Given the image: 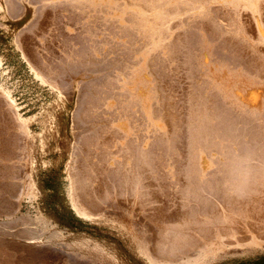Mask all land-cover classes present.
I'll use <instances>...</instances> for the list:
<instances>
[{
	"label": "bare ground",
	"instance_id": "1",
	"mask_svg": "<svg viewBox=\"0 0 264 264\" xmlns=\"http://www.w3.org/2000/svg\"><path fill=\"white\" fill-rule=\"evenodd\" d=\"M97 24L103 34L107 32L114 38L120 33L122 41L126 37L123 42L128 46L122 42L121 46L127 48L123 47L135 59L130 63L126 58L133 59L124 54L127 57L123 59L135 65L125 62L123 65L127 64L128 71L120 69V72L124 70L123 74L116 71L118 77L114 70L124 67L119 65L121 61L119 64L117 61L122 56H115L118 58L114 60L115 65L114 61L108 64V53L114 51L116 55L115 51L119 49L110 51L115 47L110 50L112 45L106 47L112 43L108 35L102 37L104 40L99 37L102 45L96 42L99 35L96 33ZM113 27L116 30L114 37ZM0 29L5 38V48L0 53V73L4 77L0 83V264L217 263L229 248L223 238L230 227L226 231L214 228V223H206L208 218L212 222L214 216L199 211L193 222L195 215L189 209L187 212L193 216L191 225L188 224V214L183 215L186 210L181 211L185 220H180V212L175 215L180 221L176 223V217L172 223L173 215L171 218L162 216L159 212L162 206L157 200L151 204L155 192L152 194L150 190L147 195L152 194V197L147 196L144 188H140L141 184H137L142 183L146 175L155 178L159 175L158 180L161 175L168 176L166 178L171 177L172 181L173 178H230L227 184L230 188L227 189L237 191L234 188L239 186L240 191L245 189L249 178H264V0H0ZM109 29H112L111 33ZM49 31L52 33L47 34ZM83 33L82 50L65 48L68 54L74 52V56L70 54L67 58L66 54L60 57L61 60L53 55L56 59L52 61L59 59L56 64L48 60L46 55L55 47H61L62 41L56 40L57 37L63 39ZM45 34L49 35L47 39L52 34V39L46 40ZM63 40L67 42V39ZM102 48L106 52L95 58ZM63 49L61 47L60 53ZM9 53L24 66L29 88L35 92L36 100L30 114L14 96L12 86L18 85L19 80L13 84L7 82L13 69L10 63H6ZM104 57L108 60L105 61ZM62 63L59 68L57 64ZM112 66V70L116 66L113 72ZM110 72L117 80L114 81ZM175 76L178 78L175 84L179 80L185 83L183 93H179L183 96L177 100V91L172 84L177 79ZM110 77L117 84L108 83ZM107 83L111 86L109 89L117 85L114 88L120 94L104 90ZM108 90L120 100L124 97L127 106L135 107L132 111L138 108L140 116H135L140 122L133 117L136 110L129 113L131 108L128 106L127 111L126 105L120 109L121 106H117L123 102L117 96L112 99L111 93L110 96L102 93ZM101 93L103 97L107 95V99L112 97L113 101L109 100L111 104L107 102L106 105V99L100 107L103 103L109 107L112 105L111 108L117 105L113 110L120 109L117 111L119 117H127L126 111L130 114L127 119L123 117L125 120L121 117L123 121L117 118V112V116L108 114V109L103 115L115 116L117 120L110 119L119 120L115 128L121 129L125 135L118 132L121 136L116 138L121 140L123 137L126 144H122L123 149L129 157L131 148L137 150L136 158L133 157L135 154L131 157L136 161L130 160L137 163L130 166L140 168L143 179L140 174L131 176L128 166L130 172L125 170L127 164L124 163L128 158L122 159L124 154L120 156L124 151H120L121 158L118 156L117 161V156H112V162L108 155L111 146H107L109 153L104 148L98 149L99 146L106 147L108 139L109 145L113 144L112 136L106 135L110 132H107V125L112 122L107 124L108 116L102 122L100 113V118L96 119L101 120L100 124L94 119L98 116L97 112L94 114L95 109L92 112L95 99L103 100ZM114 101L121 104H114ZM114 123L108 129L113 128ZM111 134L117 136V132ZM124 136L127 142H124ZM129 138L135 139V143ZM130 141L136 146L130 147ZM120 142L118 146H112L119 149ZM96 150L99 153L104 151L101 155H96L98 152L94 155ZM113 153L116 155V150L111 151V155ZM92 154L100 158L93 160ZM112 163V167L124 169V177L112 174L115 171L111 169ZM122 169L119 172H123ZM125 171L127 175L130 173L128 178L132 177L131 180L126 178ZM136 175L141 182L140 179L135 182ZM111 176L122 183L115 178L116 183L113 182ZM51 177L61 179L67 202L79 219L102 233L114 232L116 241L69 225L63 230L57 214L41 207V201L49 192L42 178ZM129 181L136 185L132 183L134 186L128 187L131 185ZM191 187L190 191L195 186ZM130 188L132 193L135 189L138 192L135 195L128 193ZM25 201L32 205L36 203L37 211L27 209L22 212ZM190 211L196 213L193 208ZM203 213L208 218H201ZM203 217L206 222L201 221ZM215 218L217 225L219 221ZM199 221L207 226H199ZM219 224L218 227L222 226ZM239 240L237 244L241 242ZM249 241L252 248L259 245L258 238Z\"/></svg>",
	"mask_w": 264,
	"mask_h": 264
},
{
	"label": "rangeland",
	"instance_id": "2",
	"mask_svg": "<svg viewBox=\"0 0 264 264\" xmlns=\"http://www.w3.org/2000/svg\"><path fill=\"white\" fill-rule=\"evenodd\" d=\"M100 20V19H99ZM98 20V21H99ZM99 25H100V23L99 22H97ZM97 24V27H98V32H96L97 34H99V35H97L96 37H97V39L95 38V36L94 35H92L94 38V40L96 39V42L98 43V44H101V42H103V41H100V40H104V38L108 35L107 34V32H105L104 34L102 33V31H101V29L99 28L100 26ZM103 26V25H102ZM111 26V25H110ZM113 26H114V24H113ZM115 27V26H114ZM114 27H113V32H112V29H109V31H110V33L112 32L113 33V37L115 36V34L116 33H114L116 30L114 29ZM101 28H103V27H101ZM116 28V27H115ZM99 29H100V31H99ZM117 29V28H116ZM117 31H119V30H117ZM51 31H49L47 34H49ZM52 33V32H51ZM95 33V34H96ZM103 34V35H102ZM106 34V35H105ZM83 35V36H82ZM111 34H109L108 36L109 37H111V39H112V43H110V44H108L107 42V39H105L106 40V43L108 44L107 46H106V44H105V46L106 47H110L111 45V47L109 48V50L112 48V47H115V48H112L110 51H113V49H115L116 50V48L117 49H119V50H116L115 51V53H116V55L114 54V51H113V53H111V54H109L108 53V51H107V53H108V56L106 55V54H104V55H106V57H108V59H106V57H104L105 59V61H107L108 60V64H110V62H113L114 60H117L118 58H116L115 56H117V55H119V56H117V57H120V56H122V57H120V60L118 59L117 61H118V64H119V61H121V63L119 64L120 66L121 65H123V64H125V59H123V57L125 58V57H127V55H129L130 53H129V51L128 50H125V49H127V48H125V47H127L128 45H126V42H123L125 39H126V37L124 38V37H122V39H123V41L120 39L121 38V36H123V35H120V33H119V35L117 34V36H118V38H116L117 36H115L114 38H112V35L110 36ZM47 36H49V35H47ZM47 36H46V34H45V39L46 40H48L47 39ZM77 35H75L74 37H67V38H63V39H67L66 41L67 42H65V40H63L62 39V37H61V39H60V36L59 37H57L56 38V40L58 39L59 40V42H61L62 41V43H60L61 44V47H62V49L63 50H61L62 52L60 53V49H61V47L60 48H54L53 49V52L50 54V52H49V54H47L46 55V57L48 58V60L50 59L51 61L52 60H54V59H56L57 57L59 58V59H61L60 57L62 56V58H63V56L65 57L66 56V54H68V49H69V51L72 49V48H75L74 50H76V49H81L82 50V47H81V45H83V39H84V33L83 34H81V35H78L77 37H76ZM88 36V35H87ZM87 36H86V38H87ZM51 38L49 39V40H51L52 39V34H51V36H50ZM79 37V38H78ZM83 39H82V38ZM99 37H104V38H102V39H100ZM69 38V39H68ZM72 38V39H71ZM75 38H78V39H75ZM74 39V40H73ZM111 39H109L108 38V40H111ZM120 39V40H119ZM45 40V41H46ZM48 40V41H49ZM61 40V41H60ZM73 40V41H72ZM76 40V41H75ZM81 40V41H80ZM116 40V41H115ZM70 41V42H69ZM72 42V43H71ZM82 42V43H81ZM121 42L124 44V46H121V45H123V44H121ZM74 43V45L72 46V44ZM77 43V44H76ZM128 44V43H127ZM63 45V46H62ZM66 45V46H65ZM67 45H69L70 47H68ZM102 45V44H101ZM101 45H99V47L101 46ZM119 45V46H118ZM65 46V47H64ZM75 46V47H74ZM118 46V47H117ZM121 46V47H120ZM78 47V48H77ZM106 47L104 48V50H106ZM125 49H124V48ZM5 48V38L2 36V31H1V29H0V53H2L3 52V49ZM65 48H67V50H65ZM56 49V50H55ZM101 49V48H100ZM108 49V48H107ZM123 49V51H121ZM74 50H72V51H74ZM103 50V48H102V50H99L100 51V53H99V51H98V55L96 54V57L95 58H97V56H99V55H103V53H105L106 51H104ZM63 51H65V52H63ZM121 51V53H119V52ZM128 51V52H127ZM43 52H45L44 54H46V51H43ZM101 52H102V54H101ZM125 52H127V53H125ZM56 53V54H55ZM72 53H74V52H72ZM71 52L67 55V58L70 56V54H72ZM42 55H43V53H41ZM57 54H59V55H57ZM86 54V53H85ZM121 54V55H120ZM124 54H127V55H125L124 56ZM56 57H54V56ZM110 55H112V56H110ZM131 55V54H130ZM129 55V57H131V59H133V60H131L130 61V58H126V59H128L129 60V62L131 63V62H134L135 61V59H134V57H133V55L132 56H130ZM45 56V55H44ZM72 56H74L73 54H72ZM71 56V57H72ZM85 56H87V54L85 55ZM114 56V57H113ZM50 57V58H49ZM84 57V56H83ZM91 56H88L87 58H90ZM110 57H111V59H110ZM114 59H113V58ZM133 57V58H132ZM52 58V59H51ZM54 58V59H53ZM67 58H64V59H67ZM85 58V57H84ZM83 58V59H84ZM86 58V59H87ZM99 58H100V56H99ZM58 59V60H59ZM103 59V58H102ZM113 59V60H112ZM121 59H123V60H121ZM57 60V61H58ZM62 60V59H61ZM61 60L59 61V62H61ZM111 60V61H110ZM56 61V60H55ZM56 61V62H57ZM64 61H66V60H63V62ZM68 61V60H67ZM10 63V65L12 66V71H11V73H10V75H9V78H8V80H7V82H8V84H13V82L15 81V80H19L18 81V85H16V84H14L12 87L14 88V96H15V98H16V100H17V102L18 103H20V104H23V106H26V108H25V111H27V110H29L28 111V114H30L31 113V107H33L32 106V104H33V102L36 100L35 99V92H33L34 90L33 89H31V88H29L30 87V82H29V77H28V75H27V73H26V71H25V68H24V66H22V65H20L19 63H17V60H16V57L15 56H13V54H11V53H9L8 54V56H7V60H6V63ZM53 62V64H56V62H54V61H52ZM51 62V63H52ZM58 62V63H59ZM127 64H128V61L126 62ZM128 64V65H131V66H133V65H135L134 63H132V64ZM127 64L122 68V66L121 67H118L119 69L117 70H114L115 68H116V66H115V68L113 69L115 72V74H116V76L118 75V72L116 73V71H119L120 72V69H125L126 71H128L127 69ZM58 65V67H59V65H60V67L61 66H63V63H62V65L61 64H57ZM114 65H115V61H114ZM5 66V65H4ZM57 67V66H56ZM59 67V68H60ZM72 67H74V66H72ZM71 67V68H72ZM110 67V66H109ZM126 67V68H125ZM112 68H113V66L111 67V70H112ZM113 70L111 71V72H113ZM122 71H124V70H121V74H123L122 73ZM110 72V73H111ZM113 76V79L115 78L114 76V74L113 73H111ZM112 77H110L109 79H107L108 80V83L110 82V81H112ZM118 77V76H117ZM116 77V78H117ZM177 77L175 76L174 77V79H176ZM111 79V80H110ZM115 80H117V79H114V81ZM177 80H178V78L174 81L173 80V88H174V91L176 92H174L175 94H176V96H175V99L177 100V98L179 97L180 99L182 98V96L183 95H181L180 96V94L179 93H183V90H184V86H185V83H184V81L183 80H179V83H177V84H175L176 82H177ZM4 81V77L1 75V73H0V83L1 82H3ZM114 81H112V82H114ZM181 81L184 83V84H182L181 83ZM170 82H172V81H170ZM107 83V85H108V87L106 86V88L104 89V90H106V89H109L111 86H110V84H108ZM115 83V82H114ZM114 83H111V85L112 84H114ZM115 84H117V83H115ZM175 85H179V86H175ZM180 85H181V87H180ZM114 86H115V88H117V85H113V88L112 89H109V90H113V92L114 91H116L117 93H119L118 92V89H115L114 88ZM178 89H177V88ZM179 88H183V89H179ZM115 89V90H114ZM177 89V90H176ZM109 90L107 91V92H105V91H103L102 93L103 94H108V96H110V93L112 94L111 96H114L113 95V93H112V91H110V93H109ZM101 93V95H100V97H102V99L103 100H100V98L98 97V98H96L95 100V105L93 106V113H94V109H95V113L94 114H96V112H97V114H98V116L96 117L95 116V118H94V115L93 114H91V115H93V118L96 120L97 118H100V113H101V116L104 114L105 115V110L106 109H108L107 110V112L109 111V113L108 114H112V115H114L118 110H120V109H123L122 108V106L124 105H126V103H124L125 102V98L121 95V97H123L122 98V100H120V98L117 96V95H115L113 98L112 97H108L109 99H107V98H105L107 95H105V97H103L104 95ZM120 94V93H119ZM117 96V98H119V101L121 102H123V104L122 105H119V106H117V105H114V107H112L111 108V106L112 105H110L111 104V102H109V100L110 101H113L112 99H114L115 97ZM110 98H112V99H110ZM106 99H107V101H106ZM124 100V101H123ZM106 101V103L108 102V103H110L109 105H110V107L109 106H106V105H108V103L105 105V103H103V105H102V107H100V105L102 104L101 102H105ZM118 101V100H117ZM117 101H114V104H116V103H120V102H117ZM100 102V104H98V103ZM179 102H181V101H179ZM96 104H98V107L97 108H99V109H97L96 108ZM121 104V103H120ZM116 106L117 107H120L121 106V108L120 109H117V110H115V112H114V108H116ZM130 107L131 108V111L129 110H127V107ZM126 105L125 107H126V110L129 112V113H134V111L136 110V113H134L133 114V117H135V119H136V116L135 115H139L140 114V112L137 110L138 108H136L135 110H133L132 111V109H134V108H132V106L131 105ZM106 107H108V108H106ZM128 107V108H129ZM102 108H104V110L102 109ZM33 110H35L34 108H32ZM101 109H102V112H104V113H102L101 112ZM112 109V110H111ZM96 110H99V112L98 111H96ZM125 110V111H126ZM110 111H113V113L112 112H110ZM126 111V112H127ZM107 112H106V114H107ZM119 112V111H118ZM117 112V113H118ZM120 112H122V110L120 111ZM123 112H124V110H123ZM122 112V113H123ZM125 112V115H127V117L126 116H120L119 117V113L117 114L118 115V117L117 118H121L122 117V119H123V117H125L126 119L128 118V115L130 116V114L127 112L126 113ZM139 112V114H137ZM96 114V115H97ZM106 115V116H108V118L110 119L111 117L112 118H115V116H117L116 114H115V116H110V115ZM102 116V118H100L101 120L102 119H106V118H104V117H106V116ZM124 115V114H123ZM132 116V115H131ZM140 116V115H139ZM125 118L123 119V120H125ZM137 118H139V117H137ZM116 119V118H115ZM115 119L113 120V119H110V120H107L108 122H107V124H109L110 123V121L112 122V123H114L113 125H114V127L113 128H115L116 127V123L119 121H115ZM98 120V119H97ZM96 120V121H97ZM101 120H99L100 122H98V123H100V124H102V122H103V120H102V122H101ZM113 120V121H112ZM117 120V119H116ZM123 120H121L120 119V121H123ZM138 119H136L135 121H137ZM137 122H140V121H137ZM104 123H106L105 121H104ZM112 123H111V125L109 124V125H107V132H109V133H107L106 135L109 137V136H112V140L111 141H113V144H117L119 141H121L120 143H119V145L121 144V149L119 150L118 148H115V146H112L113 144H111V145H109L111 142L109 141V139H108V141H107V144H106V147L107 146H111L109 149H110V151L109 150H107L108 149V147L106 148V147H102L101 148V146H99L100 148H98L99 150L100 149H106V151L109 153H107L108 155H110L109 157L111 158L110 160L112 161V156H117L116 158H115V160L118 158V159H120L121 157L120 156H122L123 154L126 156V154H128L126 151H124L125 149H123L124 147H123V145L122 144H125V143H123V137L121 138V140H117V138H120V136H121V134H122V136H123V134H124V132L122 131V132H120L121 131V129H120V131H119V128L117 129V128H115V129H113V128H109L108 129V127H111L112 126ZM117 129V131H115ZM115 131V132H114ZM116 132H117V136H115V137H113V135L111 134V133H115V135H116ZM118 132H120L121 134L118 136ZM139 133V129H137V131L135 132L136 133V135L138 136V135H140V134H138ZM110 134V135H109ZM125 135V134H124ZM117 137V138H116ZM125 137L126 136H124V139H125ZM109 138H111V137H109ZM113 138H115V139H113ZM126 140V139H125ZM124 140V142H127L128 140H126L125 141ZM129 140H131L132 142L135 140H133V139H130L129 138ZM116 141H118V142H116ZM130 141V143L132 144V142ZM109 142V143H108ZM116 142V143H115ZM134 143H135V141H134ZM133 145V146H132ZM132 145H130V147H134V146H136V144L134 145V144H132ZM116 146H118V144L116 145ZM125 146H126V144H125ZM112 149V150H111ZM119 151H118V150ZM133 149H135V148H133ZM132 148H131V153L132 154H135L133 157H135L136 156V153H135V151L137 152V150H133ZM99 150H96L95 152H93V154L95 155V153L96 152H98ZM113 150H116V155L113 153L112 155H111V151H113ZM122 150V152H120ZM104 151V150H103ZM103 151H100V153L101 152H103ZM118 151V152H117ZM115 152V151H114ZM129 152V151H128ZM99 153V152H98ZM98 153H96V155H101L100 153L98 154ZM119 153H122L120 156L118 155ZM92 154V158L91 159H93V160H96V159H94V158H100V157H94V155ZM103 154V153H102ZM132 154L130 155L131 157H132ZM124 155L122 156V159L124 158H130L129 160L128 159H125V160H127V163H124V164H127L125 167V170L127 169V166L129 167V168H131V170L130 169H127V171H131V176L132 175H135V174H140L139 176L140 177H142L143 175H142V172L141 171H139V169H135L133 166H130V165H135V163H137V162H135L136 161V157L135 158H131V157H129V154H128V156H126V157H124ZM120 158H119V157ZM122 159H121V161H122ZM131 159H133V160H135V161H133V162H135L134 164L132 163V161H130ZM125 160H123L122 162H126ZM117 161V160H116ZM115 161V162H116ZM120 161V160H119ZM128 161H129V163H128ZM113 162V161H112ZM132 163V164H131ZM123 164V163H122ZM124 164L122 165V167L124 166ZM112 165H113V163L111 164V169L113 168V169H115V171H112L113 173V175H115V174H117L116 175V177H119V175H121L122 177H124V169H122L123 170V172H119V171H121V169H120V167H118V168H114V167H117V166H113L112 167ZM136 166H137V164H136ZM139 167V166H138ZM134 169V171H133V169ZM117 169H120L119 171L117 170ZM137 170L140 172H137ZM129 171V172H130ZM128 172V173H129ZM135 172H137V173H135ZM122 173V174H121ZM111 175V174H110ZM125 175H127V172L125 171ZM129 175H130V173H129ZM129 175H127L126 176V178L129 180L130 178H128L129 177ZM137 175H136V177H137ZM145 175V174H144ZM120 176V177H121ZM159 176V175H158ZM158 176H157V178H158ZM113 176H111L110 178H112ZM116 177H113V179L115 178V179H117V180H119L118 178H116ZM119 177V178H120ZM144 177V176H143ZM143 177H142V179H143ZM156 177V176H155ZM155 177H150V176H147L146 175V177H145V179H144V183L142 182V183H138L137 185H140L141 184V186H140V188H144L143 189V192H144V194L145 195H147L148 194V191H150V192H152V194H153V197H152V194H151V196L150 195H147V196H150V197H152V200H151V204H153L152 202L153 201H155V200H157V203H159V205H161V206H159L157 203H154V204H157L158 205V207H161L160 208V210H159V212L161 211L162 212V210H163V212L161 213L160 212V214H162V216H169L170 218L172 217V215H173V217L170 219V221L172 220V223H175L174 221H176L175 219H173V218H176V217H178V216H175L177 213H179L180 214V212L183 210V211H185L184 213L183 212H181V216H179L180 217V220L181 219H184L185 220V218H184V216H182V213H183V215H185V213H186V215L188 214V219H189V221H190V223L188 222V224H190L191 225V221H193V218H191V217H193L194 215H195V220L193 221V222H195L196 221V215H198V211H199V213L200 212H206V214H209V216L211 217L212 215L214 216V217H211L212 218V220H211V218H210V220L212 221V222H209V218L208 217H206V216H208V215H204L205 213H203V215L201 214V218H202V216H205L206 218H208L207 220H208V222H206L205 221V217H203V219L201 220V221H205L206 223H210L211 225L213 224V227L214 228H218V229H222V230H225L226 231V228L228 227H230V229L226 232V236H224V238H223V240H224V242H226L227 243V247H229V248H227L226 249V251L222 254V256L220 257V259L217 261V263H215V264H264V178H249V180H247L246 181V183H245V189H241L240 191H239V188H241V187H237V188H234V190H236V189H238L237 191H233L232 190V188L231 189H227V187L228 188H230V185L229 186H227V184L229 183V181L231 180L230 178H229V180H228V178H199V179H197V178H188L187 180L185 179V178H173V181H172V179H171V177H169V178H166V177H168V176H165V178H164V176H160L159 177V180L157 179V178H155ZM162 177V178H161ZM126 178H123V179H125L126 180ZM134 178V177H133ZM154 178V179H153ZM112 179V180H113ZM113 180V182H115L116 183V180ZM131 179H132V177H131ZM130 179V180H131ZM136 179V183L137 182H139V179H140V182L142 181V179L141 178H139L138 179V177L137 178H135ZM149 179V180H148ZM161 179V180H160ZM165 179H167V180H165ZM176 179V180H175ZM198 181H197V180ZM201 179V180H200ZM217 179V180H216ZM227 179V180H226ZM260 179V180H259ZM42 180L44 181V183H45V185H46V187L48 188V190H49V192L47 193V195L43 198V200L41 201V204H42V209L43 210H46V211H54L56 214H57V217H59V220H60V227L64 230V228H65V226L66 225H69V226H71L73 229H88L89 230V232H91V233H94V235H96V236H105L106 238H108V239H110V240H112V241H116V235L115 234H113L114 232H104V233H102L101 232V230H98V229H96L95 227H93V226H91V225H88L85 221H83L82 219H79L76 215H75V213L72 211V209H71V207L69 206V204H68V202H67V197H66V191H65V187H64V185H63V183L61 182V179H59V178H55V177H51V178H42ZM138 180V181H137ZM155 180H156V182H155ZM202 180H204L203 182H202ZM121 181V183H122V180H119V182ZM132 181H134V179L132 180ZM167 181V182H166ZM170 181H171V183H170ZM189 181H192L193 183H191V182H189ZM208 181V182H207ZM214 181V182H213ZM227 181V182H226ZM256 181V182H255ZM118 182V181H117ZM118 182V183H119ZM135 182H132L134 185H136V183ZM149 182V183H148ZM161 182V183H160ZM170 184H169V183ZM222 182V183H221ZM224 182V183H223ZM225 182H226V184H225ZM249 182V184L247 185V183ZM128 183H130V181L128 182ZM132 183H130L131 185H128V187H133L134 185H132ZM155 183V184H154ZM157 183V184H156ZM181 183V184H180ZM184 183H186L187 185H185ZM194 183L196 184V185H194ZM207 183H208V186L209 187H211V188H209L208 186H207ZM145 184L146 186H143V185ZM189 184V185H188ZM203 186H202V185ZM148 185V186H147ZM153 185V186H152ZM173 185H176V186H173ZM180 185H182V186H180ZM184 185V186H183ZM192 185V187L193 186H195V187H191V189H193V190H189L190 189V186ZM201 185V186H200ZM211 185V186H210ZM260 185V186H259ZM158 186V187H157ZM163 186H164V188H163ZM170 188H168V187ZM180 186V187H179ZM201 187V188H199V187ZM156 187V188H155ZM161 187H162V189H161ZM167 187V189H165ZM173 187V188H172ZM176 187H179L180 189H176ZM203 187V188H202ZM145 188H147V189H145ZM152 188V189H151ZM154 188V189H153ZM158 188V189H157ZM182 188H183V190H182ZM185 188V189H184ZM198 189V190H196V189ZM252 188V189H251ZM134 189V188H133ZM162 190V192H166V193H162V192H159V191H161ZM196 190V191H195ZM204 190V191H203ZM205 190H207V191H205ZM212 190V191H211ZM216 190V191H215ZM231 190V191H230ZM246 190V191H245ZM259 190H261V191H259ZM130 192H128V193H132L131 192V188H130V190H129ZM142 191V190H141ZM145 191H147V192H145ZM195 191V192H194ZM200 191H202V193H200ZM233 191V192H232ZM250 191H252V193L250 192ZM138 191H136V189L133 191V193H134V195L137 193ZM177 192H178V194H177ZM219 192V193H218ZM224 192H226V194L224 193ZM259 192V193H258ZM132 193V194H133ZM172 193V194H171ZM187 193V194H186ZM189 193V194H188ZM206 193V194H205ZM237 193V194H236ZM150 194V193H149ZM163 194V195H162ZM173 194H175V195H173ZM186 194V195H185ZM199 194V195H198ZM205 194V195H204ZM222 194V195H221ZM168 195H170V196H168ZM171 195H173V196H171ZM185 195V196H184ZM194 196V197H191V196ZM200 195H201V199H200ZM230 195V196H229ZM260 195V196H259ZM128 196H131V194L130 195H128ZM181 196V197H180ZM195 196H198V198L197 197H195ZM228 196V197H227ZM233 196V197H232ZM121 196H119L118 198H120ZM167 197V198H166ZM171 197H174V199L173 198H171ZM206 197H208V198H206ZM169 198V199H168ZM192 198V199H191ZM231 198H233V199H230ZM250 198V199H249ZM262 198V199H261ZM165 199H167V200H165ZM184 199H186V200H184ZM228 200V202H227V200ZM236 199V200H235ZM239 199V200H238ZM242 199V200H241ZM247 199V200H246ZM261 199V200H260ZM183 200V201H182ZM191 200H193L192 202H191ZM210 200V201H209ZM241 200V201H240ZM159 201H161V202H159ZM177 201V203H175ZM206 203H205V202ZM223 201V202H222ZM238 202V204H237V206H235L236 205V203ZM256 201V202H255ZM149 202V201H148ZM156 202V201H155ZM172 202V203H171ZM181 202V203H180ZM186 202V203H185ZM194 202V203H193ZM201 202V203H200ZM203 202L205 203V204H203ZM200 203V204H199ZM261 203H263V204H261ZM36 203H33V205L32 204H30L28 201L26 202H24L23 204H22V206H21V211L22 212H25V211H27V209H28V211H31V212H36L37 211V209H38V207L35 205ZM208 204V205H207ZM233 204V205H232ZM259 204V205H258ZM156 205V206H157ZM211 205H212V207H211ZM221 207H220V206ZM224 205V206H223ZM254 205V206H253ZM35 206V207H34ZM148 206V205H147ZM168 206H169V208H168ZM182 206V207H181ZM184 206V207H183ZM191 206V207H190ZM192 206H194V207H192ZM202 207V209H200V207ZM206 206V207H205ZM211 208H210V207ZM230 206V207H229ZM259 206V207H258ZM28 207V208H27ZM35 208V209H34ZM192 208H193V212H196V213H192L190 210H192ZM199 208V209H198ZM212 208H214V209H212ZM220 208V209H219ZM235 208H237V210H231V209H235ZM249 208V209H248ZM189 209V212L193 215V216H191L190 217V213H188L187 212V210ZM207 209H209V210H207ZM211 209V210H210ZM216 209V210H215ZM221 210L220 211V213L219 212H217V211H219V210ZM230 209V210H229ZM241 209V210H240ZM253 209V210H252ZM194 210H197V211H194ZM202 210V211H201ZM252 210V211H251ZM166 211H168V212H166ZM179 211V212H178ZM210 211V213H208ZM229 211V212H228ZM232 211V212H231ZM239 211V212H238ZM243 211V212H242ZM245 211H246V213H245ZM166 212V213H165ZM215 212V213H214ZM238 212V213H237ZM217 213V214H216ZM222 213V214H221ZM241 213H242V215H241ZM244 213V214H243ZM33 214V213H32ZM178 214V215H179ZM190 214V215H189ZM230 214H232V215H230ZM245 214L247 215V216H245ZM219 215V216H218ZM229 215V216H228ZM236 215V216H235ZM238 215V216H237ZM243 215H244V217H243ZM249 216V217H248ZM179 217L178 218H176L177 219V221H176V223L178 222V220H179ZM181 217H183V218H181ZM190 217V218H189ZM198 217V219L200 220L201 218H199L200 217V215L199 216H197ZM216 217V218H215ZM221 217V218H220ZM228 217V218H227ZM214 218L217 220V221H221V219L223 218H226V220L224 219H222V221L220 222V224H219V222L217 223V225L219 224V225H225V226H217L216 225V221H214ZM229 218L231 219V220H229ZM235 218V219H234ZM240 218V219H239ZM247 218V219H246ZM255 218V219H254ZM188 219H187V221H188ZM252 219V220H251ZM179 220V221H180ZM235 220V221H234ZM256 222H255V221ZM181 221H183V220H181ZM224 221V222H223ZM229 221V222H228ZM245 221V222H244ZM192 222V223H193ZM200 222V221H199ZM206 223H202L201 224V222L199 223V226H201V225H203V226H207V224ZM239 223V224H238ZM258 223V224H257ZM194 224L195 223H193V225L192 226H194ZM209 224V226H211ZM227 224H229L228 226H227ZM198 225V221L196 222V225L195 226H197ZM216 225V226H215ZM194 226V227H195ZM198 226V227H199ZM202 226V227H203ZM197 227V228H198ZM201 227V228H202ZM212 227V228H213ZM222 227V228H221ZM200 228V227H199ZM198 228V229H199ZM210 228V227H209ZM224 228V229H223ZM227 228V229H228ZM232 229H234V230H232ZM236 229H239V230H236ZM242 229V230H241ZM100 231V232H99ZM233 231V232H232ZM247 231V232H246ZM223 232V231H222ZM231 232V233H230ZM236 232H238V233H236ZM230 233V234H229ZM235 233V234H234ZM235 235V236H234ZM237 235V236H236ZM229 236H231V237H229ZM234 236V237H233ZM236 237H237V240H241V242H239V244H237L236 242H238L237 240H236ZM258 238V246L255 244L254 245V243H253V245H254V247L252 248L251 247V245L250 244H252V243H250V239H252V238ZM242 238V239H241ZM239 240V241H240ZM232 241V242H231ZM247 242V244H244V243H246ZM248 243H249V246H248ZM245 245V246H244ZM250 247V248H249ZM245 251H244V250ZM235 251V252H234ZM237 252V253H236ZM233 253V254H232Z\"/></svg>",
	"mask_w": 264,
	"mask_h": 264
}]
</instances>
